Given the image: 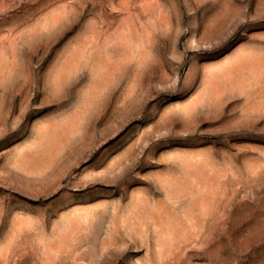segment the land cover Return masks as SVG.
Here are the masks:
<instances>
[{"label": "rangeland", "instance_id": "374dc122", "mask_svg": "<svg viewBox=\"0 0 264 264\" xmlns=\"http://www.w3.org/2000/svg\"><path fill=\"white\" fill-rule=\"evenodd\" d=\"M0 264H264V0H0Z\"/></svg>", "mask_w": 264, "mask_h": 264}]
</instances>
